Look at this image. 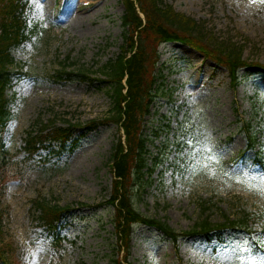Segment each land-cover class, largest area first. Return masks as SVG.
<instances>
[{"label": "rangeland", "instance_id": "1", "mask_svg": "<svg viewBox=\"0 0 264 264\" xmlns=\"http://www.w3.org/2000/svg\"><path fill=\"white\" fill-rule=\"evenodd\" d=\"M23 1L29 38L12 49L11 116L4 133L12 157L0 168L5 242L14 264H112L124 255L107 203L111 154L121 131L116 123L93 131L84 126L103 119L111 107L101 68L124 43V3ZM162 5L194 18L208 45H243L247 61L264 64V0H162ZM158 50L161 90L144 126L149 162L164 144L168 148L144 193L139 196L133 187L136 208L179 233L205 218L222 223L225 216L246 213L257 233L250 239L228 229L224 242L193 235L174 243L155 227L135 224L128 263L264 264V70L243 67L234 86L226 68L186 44L166 42ZM37 119L82 125L72 128L60 154V142H53L28 157L24 138L28 129H37ZM247 129L256 133L255 149L249 148ZM75 139L78 146L70 152ZM260 146L263 161H256ZM40 198L70 208L60 250L40 223L35 206Z\"/></svg>", "mask_w": 264, "mask_h": 264}, {"label": "trees", "instance_id": "2", "mask_svg": "<svg viewBox=\"0 0 264 264\" xmlns=\"http://www.w3.org/2000/svg\"><path fill=\"white\" fill-rule=\"evenodd\" d=\"M125 13L122 18L124 43L120 53L110 59L102 68L109 83L107 91L111 99L110 110L103 119H92L84 126L86 131H93L101 124L116 123L121 134L113 146L111 168L114 175L113 189L107 203L113 207V225L118 238L122 257H114L112 264H130L129 243L135 224H145L162 231L174 243L183 236L203 235L208 241L218 239L224 242L226 230L233 233L244 232L252 238L257 233L250 222L248 214L237 218L225 216L222 223H212L208 218L197 221L195 226L182 233L177 232L168 223L143 214L134 204L133 187L139 196L152 183V175L163 161L168 144L164 151L153 157H147L149 137L144 132L146 116L159 96L160 86L157 85L155 69L160 60L159 46L166 42L187 44L215 63L229 71L231 84L240 83L239 71L243 67L264 64L249 62L243 56V45L222 42L218 46H210L204 42L200 24L184 13L176 11L170 5H162V0H122ZM27 3L23 0H0V168H5L12 157L6 148L4 133L10 119L8 89L13 81L14 73L11 65L15 63L12 49L18 47L29 38L28 24L25 17ZM195 30L198 32L195 34ZM69 123L67 127L56 126L50 119L44 122L37 119V129H28L24 138L23 150L28 157L39 154L44 148H50L53 142H60L58 154L67 149L71 140L72 128L80 127V122ZM249 147L257 144L256 133L247 129ZM78 139L71 142L69 151L78 146ZM48 143V144H47ZM261 151L256 152L260 160ZM40 212V223L45 226L52 237L56 250L64 246V218L69 206L52 204L45 198L35 201ZM11 246L5 242L3 229V212L0 210V264H14Z\"/></svg>", "mask_w": 264, "mask_h": 264}]
</instances>
